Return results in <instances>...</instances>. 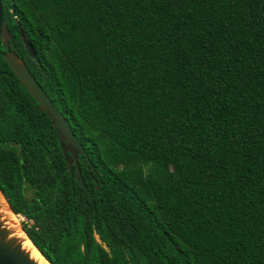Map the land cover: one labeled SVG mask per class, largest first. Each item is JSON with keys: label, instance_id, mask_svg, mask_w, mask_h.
<instances>
[{"label": "trees", "instance_id": "obj_1", "mask_svg": "<svg viewBox=\"0 0 264 264\" xmlns=\"http://www.w3.org/2000/svg\"><path fill=\"white\" fill-rule=\"evenodd\" d=\"M3 11L85 148L83 186L1 44L0 186L44 258L264 264V0H3Z\"/></svg>", "mask_w": 264, "mask_h": 264}, {"label": "water", "instance_id": "obj_2", "mask_svg": "<svg viewBox=\"0 0 264 264\" xmlns=\"http://www.w3.org/2000/svg\"><path fill=\"white\" fill-rule=\"evenodd\" d=\"M1 44L7 50L4 53V57L20 83L27 88L38 102L40 110L46 112L51 118L53 125L57 127L61 148L64 154L67 155V153H70V155L67 156L69 169L72 171L73 166H76V178L79 184L84 186L78 158L79 155L85 154V148L79 141L63 113L54 104L53 100L32 74L25 60L17 53L16 44L12 41V34L4 17L3 0H0V45ZM30 45L32 46V43H30ZM32 48L34 50V47ZM11 215L16 214L12 211L0 186V264H41L40 260L34 258L32 252L24 246V243L31 239L25 233L22 226H19L16 221L12 219ZM20 232H24L25 236L20 235ZM48 264L51 263L48 261Z\"/></svg>", "mask_w": 264, "mask_h": 264}, {"label": "bare ground", "instance_id": "obj_3", "mask_svg": "<svg viewBox=\"0 0 264 264\" xmlns=\"http://www.w3.org/2000/svg\"><path fill=\"white\" fill-rule=\"evenodd\" d=\"M12 219L16 221L15 215H11ZM20 235L25 236L24 232H20ZM24 246L27 247L31 252L32 256L36 258L37 260H40L41 264H48V261L44 256L40 253V251L34 246V244L31 242V240H27L24 243Z\"/></svg>", "mask_w": 264, "mask_h": 264}, {"label": "rangeland", "instance_id": "obj_4", "mask_svg": "<svg viewBox=\"0 0 264 264\" xmlns=\"http://www.w3.org/2000/svg\"><path fill=\"white\" fill-rule=\"evenodd\" d=\"M15 218H16V223H17L19 226H21L23 220H26V218H24V217H22V216H18V215H15Z\"/></svg>", "mask_w": 264, "mask_h": 264}]
</instances>
